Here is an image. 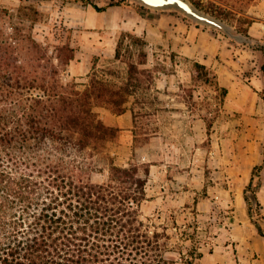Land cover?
<instances>
[{
  "label": "trees",
  "instance_id": "trees-1",
  "mask_svg": "<svg viewBox=\"0 0 264 264\" xmlns=\"http://www.w3.org/2000/svg\"><path fill=\"white\" fill-rule=\"evenodd\" d=\"M25 2L17 12L0 8V264H194L195 256L203 258L204 252L183 251L181 261L166 257L175 250L167 228L142 218L152 165L117 166L112 148L121 129L99 115L100 108L123 115L131 99L135 121L151 115L147 101L157 71L148 67L146 41L122 33L115 60L123 71L98 70L94 61L87 83H79L69 72L76 49L38 41L41 12ZM193 64L202 77L212 74ZM106 171L103 182L93 178ZM246 200L254 217L260 204Z\"/></svg>",
  "mask_w": 264,
  "mask_h": 264
},
{
  "label": "rangeland",
  "instance_id": "rangeland-1",
  "mask_svg": "<svg viewBox=\"0 0 264 264\" xmlns=\"http://www.w3.org/2000/svg\"><path fill=\"white\" fill-rule=\"evenodd\" d=\"M188 1L202 12L221 20L234 33L243 36L244 41L233 39L218 28L204 26L231 39L241 50L249 53L260 50V56L263 55L264 40L252 41L250 34L258 13L264 15V9L259 11L254 0ZM127 2L140 5L135 0H82L84 5L90 4L95 9L100 8L99 4ZM25 4V0H0V8L13 12ZM29 4L41 12V20L34 28L38 41L51 47L69 42L76 49L69 72L79 83H87L94 61L98 63V70L123 71L124 63L115 60L116 52L114 56L93 53L91 47H85V39L77 36L75 29L53 20L58 11L63 10L61 4L49 8H44L46 6L41 5L40 0H30ZM157 11L176 12L191 19L175 9ZM121 35L122 32L115 36V49ZM129 43L127 40L126 47ZM144 51L148 53V67L157 71L154 90H151L147 101L146 111L151 115L138 117L135 121L131 99L126 115L120 118L123 126L119 127V141L112 148L115 163L121 167L152 165L142 218L147 223H155L161 231L167 228L171 236L168 245L175 249L166 254L167 258L181 261L180 251L187 256L204 252L203 258H193L194 264H218L222 260L225 264H232L230 260H235L232 255L223 258L218 251L214 258L212 256L220 245L232 242L233 227L242 220L237 190L243 185L241 177L253 164V144L259 134L254 132L256 128L245 123L246 120L241 122L242 119L231 115L234 111L227 106V95L223 94V87L213 71L202 77L203 72H199L192 61L175 55L169 49H157L146 44ZM134 52L139 61L138 49L134 48ZM76 64L79 65L78 72ZM206 78L211 80V84L206 83ZM252 88L256 90L254 86ZM261 94L264 96V90ZM140 108L141 105L137 106V110ZM98 111L109 125L121 116L102 108ZM262 142L264 155V135ZM260 172L255 175L252 188L259 186L257 193L262 186L258 177ZM107 177V171L93 175L100 182ZM252 189L245 190V198L248 195L252 200ZM259 212L261 205L255 204L254 217L249 214L254 223L259 221ZM259 223L264 230V221Z\"/></svg>",
  "mask_w": 264,
  "mask_h": 264
},
{
  "label": "crops",
  "instance_id": "crops-1",
  "mask_svg": "<svg viewBox=\"0 0 264 264\" xmlns=\"http://www.w3.org/2000/svg\"><path fill=\"white\" fill-rule=\"evenodd\" d=\"M40 1L41 5L46 6L44 8L61 4L64 8L58 11L53 20L64 23L69 29H75L77 36L85 39V47H91L93 53L96 51L95 54L114 56L115 36L128 32L142 37L151 47L169 49L175 55L203 64L213 71L220 85L228 91L227 106L234 111L231 115L242 119L241 122L246 120V124L256 128L254 132L259 136L253 144V164L241 177L243 185L237 190L242 220L233 227L232 242L220 245L212 257L219 251L223 258L234 256L235 260H230L232 264H264V236L251 220L245 198L246 187L252 181L255 168L260 166L258 177L262 186L255 197L264 216V96L261 94L264 90V53L260 56V50H254V53L241 50L231 39L179 13L157 11L138 3L99 4L102 9L99 11L90 4L84 5L82 0ZM254 5L263 11L264 0H254ZM250 34L252 41L263 42V13H258ZM75 68L78 72L79 65L76 64ZM247 70L250 73H246ZM253 86L256 90H253ZM120 118L122 115L113 126H123ZM218 264L225 262L222 260Z\"/></svg>",
  "mask_w": 264,
  "mask_h": 264
},
{
  "label": "water",
  "instance_id": "water-1",
  "mask_svg": "<svg viewBox=\"0 0 264 264\" xmlns=\"http://www.w3.org/2000/svg\"><path fill=\"white\" fill-rule=\"evenodd\" d=\"M135 1L139 2L143 6L155 10H168V9L178 10L200 24L218 28L223 32H225L229 37L241 42L244 41L243 36L234 33L232 29L229 26H227L225 23H223L221 20L202 12L199 8L194 6L188 0H135ZM252 200L256 201L255 195H252Z\"/></svg>",
  "mask_w": 264,
  "mask_h": 264
}]
</instances>
